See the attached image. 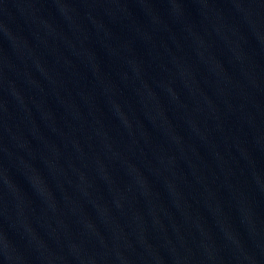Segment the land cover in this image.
Masks as SVG:
<instances>
[{
	"label": "water",
	"instance_id": "95a60500",
	"mask_svg": "<svg viewBox=\"0 0 264 264\" xmlns=\"http://www.w3.org/2000/svg\"><path fill=\"white\" fill-rule=\"evenodd\" d=\"M0 264H264V0H0Z\"/></svg>",
	"mask_w": 264,
	"mask_h": 264
}]
</instances>
